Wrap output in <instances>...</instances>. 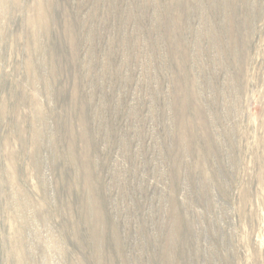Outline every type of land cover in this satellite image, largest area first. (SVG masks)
<instances>
[{"label":"rangeland","instance_id":"rangeland-1","mask_svg":"<svg viewBox=\"0 0 264 264\" xmlns=\"http://www.w3.org/2000/svg\"><path fill=\"white\" fill-rule=\"evenodd\" d=\"M0 264H264V0H0Z\"/></svg>","mask_w":264,"mask_h":264}]
</instances>
